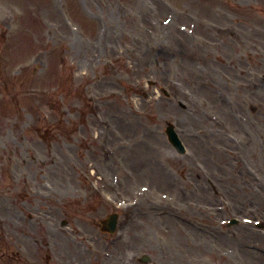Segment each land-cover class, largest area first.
<instances>
[{
	"label": "rangeland",
	"instance_id": "1",
	"mask_svg": "<svg viewBox=\"0 0 264 264\" xmlns=\"http://www.w3.org/2000/svg\"><path fill=\"white\" fill-rule=\"evenodd\" d=\"M252 45L264 47V0H0V264H264ZM238 105L246 122L226 134L211 118ZM114 211L128 222L117 241L98 227Z\"/></svg>",
	"mask_w": 264,
	"mask_h": 264
},
{
	"label": "bare ground",
	"instance_id": "2",
	"mask_svg": "<svg viewBox=\"0 0 264 264\" xmlns=\"http://www.w3.org/2000/svg\"><path fill=\"white\" fill-rule=\"evenodd\" d=\"M251 75L249 72H246V73H243V72H240V79L243 81V83H245L246 85L248 86H251L252 85V81L250 79ZM245 109V108H244ZM244 109L242 107V109L240 108V105H238V107H232L229 109V116L226 118V122L228 123H234L236 124L237 126H243L244 123L246 122L245 120L247 119V116L245 115L244 113ZM236 110V113H234ZM230 115H231V118L230 119ZM225 125H223L222 123H217V126L222 129V130H227V128L229 127V125H227L226 123H224ZM230 140V139H229ZM157 168V167H156ZM158 170V168H157ZM160 172H163V173H168L169 171L168 170H164L162 167L159 169ZM166 171V172H165ZM157 175H159L158 177H160V173H156ZM166 177H164L165 179ZM163 179V180H164ZM171 210V209H170Z\"/></svg>",
	"mask_w": 264,
	"mask_h": 264
},
{
	"label": "flooded vegetation",
	"instance_id": "3",
	"mask_svg": "<svg viewBox=\"0 0 264 264\" xmlns=\"http://www.w3.org/2000/svg\"><path fill=\"white\" fill-rule=\"evenodd\" d=\"M257 53H263L264 54V48H259L257 45H252L248 47L247 49V55L250 54H257Z\"/></svg>",
	"mask_w": 264,
	"mask_h": 264
},
{
	"label": "water",
	"instance_id": "4",
	"mask_svg": "<svg viewBox=\"0 0 264 264\" xmlns=\"http://www.w3.org/2000/svg\"><path fill=\"white\" fill-rule=\"evenodd\" d=\"M172 130H173V127L172 126H169L167 128V131L166 132L168 133L169 136L171 135L172 139H174L173 133H170ZM115 225H116V221H115V219H113L112 224H111L110 231H113L114 230L113 228H115ZM143 261L144 262H147L148 261V257L145 256L144 259H143Z\"/></svg>",
	"mask_w": 264,
	"mask_h": 264
}]
</instances>
